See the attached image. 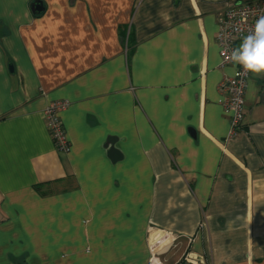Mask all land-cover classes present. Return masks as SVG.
Listing matches in <instances>:
<instances>
[{
    "label": "crops",
    "instance_id": "1",
    "mask_svg": "<svg viewBox=\"0 0 264 264\" xmlns=\"http://www.w3.org/2000/svg\"><path fill=\"white\" fill-rule=\"evenodd\" d=\"M231 1L0 0V264H147L162 232L165 264H264V74L230 135Z\"/></svg>",
    "mask_w": 264,
    "mask_h": 264
},
{
    "label": "built area",
    "instance_id": "2",
    "mask_svg": "<svg viewBox=\"0 0 264 264\" xmlns=\"http://www.w3.org/2000/svg\"><path fill=\"white\" fill-rule=\"evenodd\" d=\"M260 16H264V0L246 1L241 4L231 1L225 5L217 15L216 42L221 64L232 63L230 60L232 50L238 48L243 37L254 29L255 22ZM248 76L249 73L243 71L239 65H235L233 75L225 78L219 85V90L224 92L221 100L222 108L230 113V135L235 134L242 126L244 92ZM67 106L66 100H57L43 111L46 127L54 146L62 152H68L70 144L58 113ZM177 237L168 232L154 234L149 242L150 256L147 264H165L161 256L175 245ZM174 264H206V260L203 255L186 250Z\"/></svg>",
    "mask_w": 264,
    "mask_h": 264
},
{
    "label": "clouds",
    "instance_id": "3",
    "mask_svg": "<svg viewBox=\"0 0 264 264\" xmlns=\"http://www.w3.org/2000/svg\"><path fill=\"white\" fill-rule=\"evenodd\" d=\"M230 60L247 73L264 74V16L256 20L254 29L232 50Z\"/></svg>",
    "mask_w": 264,
    "mask_h": 264
}]
</instances>
